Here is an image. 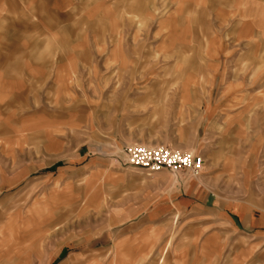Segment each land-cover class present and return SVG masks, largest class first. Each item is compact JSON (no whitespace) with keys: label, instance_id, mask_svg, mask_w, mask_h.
Here are the masks:
<instances>
[{"label":"rangeland","instance_id":"1","mask_svg":"<svg viewBox=\"0 0 264 264\" xmlns=\"http://www.w3.org/2000/svg\"><path fill=\"white\" fill-rule=\"evenodd\" d=\"M216 7L0 0V264H264V36Z\"/></svg>","mask_w":264,"mask_h":264},{"label":"built area","instance_id":"2","mask_svg":"<svg viewBox=\"0 0 264 264\" xmlns=\"http://www.w3.org/2000/svg\"><path fill=\"white\" fill-rule=\"evenodd\" d=\"M123 153L129 165L151 171L164 169L175 175L183 171L194 178L201 174L204 165L201 157L173 151L163 146H129Z\"/></svg>","mask_w":264,"mask_h":264},{"label":"crops","instance_id":"3","mask_svg":"<svg viewBox=\"0 0 264 264\" xmlns=\"http://www.w3.org/2000/svg\"><path fill=\"white\" fill-rule=\"evenodd\" d=\"M212 4L216 9L217 5L220 7L217 14L237 17L238 35L256 32L264 36V0H212ZM209 46V41H206V47Z\"/></svg>","mask_w":264,"mask_h":264}]
</instances>
